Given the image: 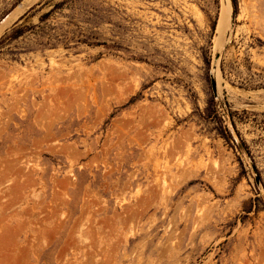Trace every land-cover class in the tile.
I'll return each instance as SVG.
<instances>
[{
	"label": "rangeland",
	"instance_id": "374dc122",
	"mask_svg": "<svg viewBox=\"0 0 264 264\" xmlns=\"http://www.w3.org/2000/svg\"><path fill=\"white\" fill-rule=\"evenodd\" d=\"M229 1L222 41L226 0H0V264H264V0Z\"/></svg>",
	"mask_w": 264,
	"mask_h": 264
},
{
	"label": "bare ground",
	"instance_id": "6f19581e",
	"mask_svg": "<svg viewBox=\"0 0 264 264\" xmlns=\"http://www.w3.org/2000/svg\"><path fill=\"white\" fill-rule=\"evenodd\" d=\"M221 1V0H220ZM226 2L227 3H225V2H223L222 3V5H220L221 6V8H220V11H219V20H218V23H217V32H218V34H217V36L218 37H220L219 38V40H222L223 41V39H221L223 36H224V29L226 28V27H228V26H226L225 25V22L227 23L228 21L227 20H230V19H228V18H230L229 17V14H230V8H231V6H230V1L228 0H226ZM24 4H25V2H23ZM23 5V4H22ZM21 5V6H22ZM24 6V5H23ZM17 9V8H16ZM15 9V10H16ZM18 10H16L14 13H11V14H9L7 17H5L2 21H0V32L2 31V29H3V27L9 22V20H11V18L13 17V16H15V13L17 12ZM224 25L226 26V27H224ZM227 25H228V23H227ZM223 35V36H219V35ZM216 38V37H215ZM218 39L216 40V41H219ZM216 43V42H215ZM216 45V44H215ZM217 46V45H216ZM213 70V69H212ZM219 74V73H218ZM219 76H217V78H218Z\"/></svg>",
	"mask_w": 264,
	"mask_h": 264
},
{
	"label": "water",
	"instance_id": "95a60500",
	"mask_svg": "<svg viewBox=\"0 0 264 264\" xmlns=\"http://www.w3.org/2000/svg\"><path fill=\"white\" fill-rule=\"evenodd\" d=\"M211 83H212V88H213V91L215 92V82H214V80H213V79L211 80ZM256 181H257V179H256Z\"/></svg>",
	"mask_w": 264,
	"mask_h": 264
},
{
	"label": "trees",
	"instance_id": "16d2710c",
	"mask_svg": "<svg viewBox=\"0 0 264 264\" xmlns=\"http://www.w3.org/2000/svg\"><path fill=\"white\" fill-rule=\"evenodd\" d=\"M233 3H234V0H233Z\"/></svg>",
	"mask_w": 264,
	"mask_h": 264
}]
</instances>
